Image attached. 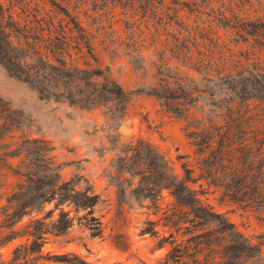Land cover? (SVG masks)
Instances as JSON below:
<instances>
[{
	"label": "trees",
	"instance_id": "trees-1",
	"mask_svg": "<svg viewBox=\"0 0 264 264\" xmlns=\"http://www.w3.org/2000/svg\"><path fill=\"white\" fill-rule=\"evenodd\" d=\"M14 7L0 2V66L40 100L104 109L116 151L105 177L116 188L119 205L131 198L155 218L147 220L140 235L155 239V250H165L159 263L264 264L261 244L204 205L193 187L200 183L202 188L203 182L264 220V62L243 67L236 61L232 73L223 56L210 52L194 58L191 48L180 44L173 57L197 78L169 67L161 57L155 83L127 92L99 67L72 65L73 55L84 54V48L85 56L95 59L76 17L66 12L68 20L56 22L40 9L33 13L23 7L16 13ZM246 27L264 49V18L249 20ZM142 94L186 123L196 162L193 168L183 164L182 176L149 141H121L118 129L127 106ZM23 128L21 114L0 98V264H87L72 253H45L44 246L49 237H65L76 228L88 238H101L97 210L105 201L81 175L62 180L49 142L16 138ZM12 243L17 244L4 258L2 250Z\"/></svg>",
	"mask_w": 264,
	"mask_h": 264
},
{
	"label": "rangeland",
	"instance_id": "rangeland-1",
	"mask_svg": "<svg viewBox=\"0 0 264 264\" xmlns=\"http://www.w3.org/2000/svg\"><path fill=\"white\" fill-rule=\"evenodd\" d=\"M0 2L6 7L13 4L16 13L23 7L33 13L40 9L42 16H51L56 22L67 21L66 12L76 17L91 40L95 59L85 56L84 48V54L73 55L72 65L99 67L127 92L155 83L161 57L169 67L197 78L195 72L179 65L173 57L180 44L189 46L194 58L210 52L216 58L223 56L229 67L231 64L232 73L236 61L243 67L252 62H264V49L247 33L250 28L246 27L249 20L264 18V0ZM135 59L137 69L133 67ZM0 98L23 118V132L16 133V138L25 135L48 141L55 162L61 166L62 180L81 175L105 201L97 210L103 225L101 238H88L76 228L65 237H49L44 252L52 255L72 253L87 264H160L165 250H155L156 240L149 235H140L147 220L155 218L131 198L119 205L117 190L105 177V169L116 151L109 143L104 109L82 110L40 100L35 91L10 76L2 66ZM185 124L166 113L155 99L142 94L131 98L118 133L123 142L142 138L158 147L173 172L182 176L183 164L193 168L196 162L194 150L185 136ZM199 184L193 187L199 191L201 202L225 216L246 239L261 244L264 255L263 215L221 198L203 182L202 188ZM16 244L2 250L4 258L9 257Z\"/></svg>",
	"mask_w": 264,
	"mask_h": 264
}]
</instances>
